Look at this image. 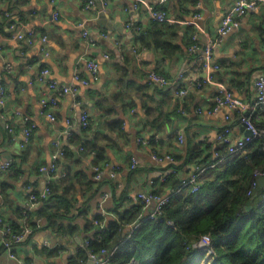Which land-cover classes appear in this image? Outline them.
Returning <instances> with one entry per match:
<instances>
[{
  "label": "clouds",
  "instance_id": "1",
  "mask_svg": "<svg viewBox=\"0 0 264 264\" xmlns=\"http://www.w3.org/2000/svg\"><path fill=\"white\" fill-rule=\"evenodd\" d=\"M0 264H264V0H0Z\"/></svg>",
  "mask_w": 264,
  "mask_h": 264
},
{
  "label": "trees",
  "instance_id": "2",
  "mask_svg": "<svg viewBox=\"0 0 264 264\" xmlns=\"http://www.w3.org/2000/svg\"><path fill=\"white\" fill-rule=\"evenodd\" d=\"M244 250H241V252H243Z\"/></svg>",
  "mask_w": 264,
  "mask_h": 264
}]
</instances>
